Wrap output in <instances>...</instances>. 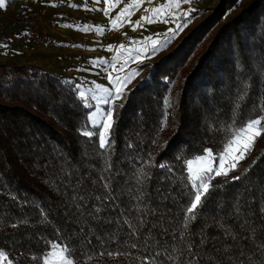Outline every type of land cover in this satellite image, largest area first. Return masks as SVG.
<instances>
[{"label": "trees", "instance_id": "obj_1", "mask_svg": "<svg viewBox=\"0 0 264 264\" xmlns=\"http://www.w3.org/2000/svg\"><path fill=\"white\" fill-rule=\"evenodd\" d=\"M195 14L200 20L165 53L139 66L140 77L115 103L120 106L114 108L113 141L103 151L98 137L82 135L95 131L87 119L94 108H85L62 83L78 78L35 64L0 62V250L13 264H43L33 259L51 250L41 237L56 243L58 236L70 246L75 264H143L150 256L144 239L131 236L126 226H105L80 238L78 225L65 213L63 193L70 189L57 190L61 179L69 182L61 166L77 173L72 183L83 174L82 184L91 191L105 164L113 165L114 187L124 203L136 202L129 189L142 191L149 208L160 207V192H171L175 203L169 200L164 208L176 216L174 227H183L185 193L191 192L187 162L205 156V149L224 153L237 137L233 133L264 113V0H219ZM253 146L233 172L211 182L217 190L189 225L191 240L198 241L202 229L219 238L223 230L216 204L230 210L237 194L255 195L253 221L257 228L264 225L258 211L264 195V137ZM236 176L241 179L230 183ZM37 206L50 209L48 221ZM108 251L121 255H100Z\"/></svg>", "mask_w": 264, "mask_h": 264}, {"label": "snow or ice", "instance_id": "obj_2", "mask_svg": "<svg viewBox=\"0 0 264 264\" xmlns=\"http://www.w3.org/2000/svg\"><path fill=\"white\" fill-rule=\"evenodd\" d=\"M144 3H152V0H92L95 6L103 5V7H93L89 9L88 0H84L83 5H69L73 8H83L88 11H100L106 17L111 16V10L117 5H123L115 17L111 18L110 24L105 27L97 24L77 23L66 24L64 27L75 28L85 33L95 32L103 34L106 31L112 30L117 26V22L121 25L128 22L131 23L132 30L143 28L144 25L152 23L174 24L173 27L167 29L165 33H156L155 36L163 37L158 41L153 36L142 38L139 43L144 41H151L150 50H136L135 56H130L133 61L140 60L141 57L151 58L156 55L161 49L167 47L195 16L192 13L196 9L187 7L180 16H174L171 13L164 16L163 19H158V14L166 5H161L156 8H144V15L134 22L130 20L133 12ZM169 4H174L177 9L182 5H191L192 0H168ZM6 6V0H0V8ZM53 6H56L55 4ZM156 13L157 15H150ZM176 19H180V23H175ZM137 41L130 40L129 44ZM77 45H74V47ZM83 47V45H78ZM0 47H7V45H0ZM109 49L113 46L109 45ZM125 45L121 44L120 48ZM117 57L111 60L106 58H95L89 61V67L82 69L89 72L96 69H102L107 76L109 86H104L92 81L91 87L87 86V81L74 82L64 81L65 85H70V91L77 94L78 100L83 102V106L87 109L95 108V111L88 113L87 119L91 123L94 130H84L82 135L88 138L98 137L99 148L103 151L112 145L113 137L111 135L112 125L114 120L115 101L122 99L126 93L124 89L131 82V80L139 74V67L127 70V63L115 68ZM115 68L117 75L112 76V70ZM124 71L125 75L120 76L119 72ZM89 100L96 101L95 105L89 103ZM165 106L168 105L167 99L164 101ZM168 113H164L161 127L165 125ZM264 122V113L247 120L243 127L239 128L233 133L234 136H239L249 131L252 132L250 137V144L254 145L256 140L264 135V127H261ZM235 141H230L228 147H232ZM130 146V145H129ZM251 150L249 145H243L236 150L235 157L230 164L225 162L224 153L215 155L212 150L205 149V155L210 156L213 160V166L202 169L197 174L193 175L189 170L188 180L191 188L188 195L189 199L185 202L183 211V227L176 229L171 223L176 219L171 208H164L167 201L171 200L175 203V198L171 192H160L161 200L160 207L149 208L143 201V192H134L129 189V195L135 203H124L121 199V194L117 193L114 187V181L117 179L118 173L113 174V165L105 164L101 170L98 180H92L93 185L91 191L88 186L82 184L84 180L83 174L79 175L75 183H72L76 172L69 171L68 167L61 166L60 174L66 177L69 181L67 184L61 179L57 184V190L62 188L70 189L69 192H64L63 195L68 197L65 203L66 216L74 221V226L78 225V234L81 239H85L90 233L95 234L96 230L105 226L115 225L118 229H123L125 226L131 236H139L144 239V246L148 249L150 256H146L143 264H264V225L257 228L253 221L254 209L253 205L257 204V199L253 193L237 194L233 199L234 202L227 209L222 203L217 202L216 208L221 213L217 217L219 227L223 230L219 238L206 235L202 229L199 233V240H191L188 231L189 225L197 219V215L204 209L206 203L211 198L212 193L217 189L211 187L210 184L216 177H227L231 171H234L241 159H245L247 153ZM204 156L196 159H204ZM189 165L192 161L187 162ZM161 168H166L167 165H159ZM241 177H233L230 183H235ZM223 187V186H221ZM91 205V206H89ZM258 211L262 220H264V195L259 198ZM39 215L43 221H48L50 216V209L46 207L37 206ZM105 213H108L106 216ZM111 213H117L112 216ZM149 216L155 217V220L150 221ZM229 220L236 223H230ZM50 222V221H49ZM23 223V221H22ZM17 227V224H13ZM142 229H147L144 233ZM57 233L61 232L60 228L56 229ZM50 247V251L44 253L42 257H33L34 260L39 259L43 264H50V260L54 256H59V259L54 264H75L73 253L70 246L64 245L61 238L57 237V242L52 243L47 241L45 237H41ZM87 243L90 245L91 240ZM211 244V247H209ZM136 248V245H132ZM178 253V254H177ZM118 256L119 252H101L100 255ZM8 260V255L5 251L0 250V264ZM8 264H13L8 260Z\"/></svg>", "mask_w": 264, "mask_h": 264}, {"label": "crops", "instance_id": "obj_3", "mask_svg": "<svg viewBox=\"0 0 264 264\" xmlns=\"http://www.w3.org/2000/svg\"><path fill=\"white\" fill-rule=\"evenodd\" d=\"M12 0H6V6ZM23 5L30 9L44 13V22L49 31L48 40L44 44H36L30 39L27 30L16 27L13 20L2 14L4 8H0V45H7V47H0V62L16 61L20 64H35L44 70H56L60 74L73 76L79 79L80 82L87 81V86L91 87L92 81L98 84L109 86L107 76L102 69L98 71L93 69L86 72L82 69L88 68L89 61L95 58H106L111 60L117 57L115 68L127 63V70L141 66L145 62H153L160 55L165 53L168 46L161 49L156 55L151 58L141 57L140 60L133 61L130 56L136 55V50H150L151 41H144L139 43L142 38L153 36L154 39L160 41L163 37L155 36L156 33H165L168 28L173 27L174 24L152 23L145 24L143 28L132 30L131 23H124L121 25L117 22V26L112 30L106 31L103 34L95 32L85 33L75 28L64 27L66 24H97L107 27L111 18L115 17L117 12L123 5H117L111 10V16L106 17L100 11H85L83 8H73L69 5H83L84 0H20ZM56 6H53V5ZM161 5L163 7L158 14V19H163L164 16L172 14L179 17L181 12L187 8V5H182L179 9L174 4H169L168 0H152V3H144L139 6L131 15L130 20L135 21L144 15V8H156ZM89 9L93 7H103V5L95 6L92 0H88ZM195 13V12H194ZM150 15H157L150 13ZM180 19H176L175 23H180ZM137 41L129 44V41ZM124 44V48L120 45ZM74 45H77L74 47ZM78 45H83L79 47ZM109 45L113 47L109 49ZM115 68L112 70V76L115 77L117 72ZM140 73V72H139ZM120 76H124L125 72H119ZM139 76H135L127 85L124 91L130 88ZM93 105L96 101L89 100ZM121 102L120 100L115 103ZM94 108V107H93ZM95 111V108L94 110ZM194 160V159H193ZM195 159L196 163L201 161ZM198 169L201 170L199 164ZM3 264H8L5 260Z\"/></svg>", "mask_w": 264, "mask_h": 264}, {"label": "built area", "instance_id": "obj_4", "mask_svg": "<svg viewBox=\"0 0 264 264\" xmlns=\"http://www.w3.org/2000/svg\"><path fill=\"white\" fill-rule=\"evenodd\" d=\"M219 0H192L191 5L197 11H204L213 8ZM2 14L13 20L16 27H21L28 31L30 39L36 44H44L49 37V31L44 22V13L30 9L23 5L20 0H12L2 10Z\"/></svg>", "mask_w": 264, "mask_h": 264}, {"label": "rangeland", "instance_id": "obj_5", "mask_svg": "<svg viewBox=\"0 0 264 264\" xmlns=\"http://www.w3.org/2000/svg\"><path fill=\"white\" fill-rule=\"evenodd\" d=\"M235 11L236 10H232V11H230L229 12V15L228 16H231V15H233L234 13H235ZM198 14V13H197ZM197 14H195V13H192V15L193 16H195V19H193L192 21H191V23H189L188 25H187V27H185L184 29H183V31L182 32H180V34L168 45V48H170L172 45H173V43L176 41V40H178L181 36H182V34L184 33V32H186L187 30H189V28H191L194 24H196L199 20H200V17H199V15H197ZM140 75H141V73H139L138 74V76L140 77ZM138 78V77H137ZM131 86L130 87H132L133 86V84H130ZM90 102V101H89ZM91 103V102H90ZM261 127H264V122H262V125H261ZM252 136V132L251 131H249L248 133H245V134H242V135H239V136H237L235 139H234V141H235V143L232 145V147H227L226 149H227V154L225 155V162L227 163V164H230L231 163V161L233 160V158L235 157V154H236V150H237V148L238 147H241V146H243V145H249V147L252 149L254 146L253 145H251L250 144V137ZM264 137V135H261L259 138H263ZM258 138V139H259ZM257 139V140H258ZM256 140V141H257ZM256 143V142H255ZM225 149V150H226ZM225 150H224V152H225ZM205 158L204 159H202L201 161H198L199 163H196L195 162V159L194 160H192V163L190 164V165H188V168H189V170H191V173L193 174V175H195V174H197L199 171H201L202 169H205V168H208V167H211V166H213V160L211 159V157L210 156H204ZM241 161V160H240ZM240 161H239V163H240ZM238 163V164H239ZM197 164H199V167L201 168V170H195L196 168L198 169V167H195V166H197ZM237 168V167H236ZM235 168V169H236ZM231 172H233V171H231ZM230 172V173H231ZM59 259V256H54V257H52L51 258V260H50V264H54V262L56 261V260H58Z\"/></svg>", "mask_w": 264, "mask_h": 264}]
</instances>
